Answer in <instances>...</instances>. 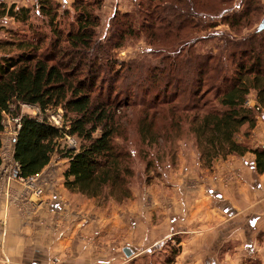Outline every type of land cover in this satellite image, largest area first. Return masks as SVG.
<instances>
[{
    "label": "trees",
    "instance_id": "1",
    "mask_svg": "<svg viewBox=\"0 0 264 264\" xmlns=\"http://www.w3.org/2000/svg\"><path fill=\"white\" fill-rule=\"evenodd\" d=\"M154 1L141 3L131 20L127 14L114 15L108 45H100L96 37L98 0H73L69 9L55 0H36L30 8L0 3V20L22 26L7 30L0 40V133L4 116L19 115L22 105L63 113L61 127L20 117L13 146L18 177L39 175L58 155L67 161L62 176L69 193L127 199L135 151L116 139L127 134L135 116V135L147 154L162 141L185 135L207 170L218 159L251 154L256 173L264 174V147L254 149L249 142L256 112L245 104L253 92L256 106L264 109V31H257L264 13L259 0H241L238 10H233V0ZM217 20L237 36L218 38L216 53H199L196 45L203 38L195 34L216 27ZM256 23L252 33L240 36ZM137 24V35L162 58L143 75L139 62L121 69L126 76H111L110 51L119 50L127 35H135ZM161 30L167 46L160 45ZM133 72L138 74L129 86L140 88L135 92L121 83ZM67 137L79 141L77 150L62 147ZM174 240L175 246L167 242L164 252L150 253L160 256L155 264H176L181 249L179 239ZM145 259H133V264H145Z\"/></svg>",
    "mask_w": 264,
    "mask_h": 264
},
{
    "label": "crops",
    "instance_id": "2",
    "mask_svg": "<svg viewBox=\"0 0 264 264\" xmlns=\"http://www.w3.org/2000/svg\"><path fill=\"white\" fill-rule=\"evenodd\" d=\"M256 120L249 140L254 149L264 147V111ZM200 173H185V248L179 264H264V174L256 173L254 156L218 159ZM44 191L36 205L17 179L0 180V264H126L129 259L120 257L126 247L146 252L140 241L131 247L126 238V229L129 236L141 232L140 211L134 210L133 218L129 208L104 216L93 208L96 199L69 193L63 185Z\"/></svg>",
    "mask_w": 264,
    "mask_h": 264
},
{
    "label": "rangeland",
    "instance_id": "3",
    "mask_svg": "<svg viewBox=\"0 0 264 264\" xmlns=\"http://www.w3.org/2000/svg\"><path fill=\"white\" fill-rule=\"evenodd\" d=\"M36 0H0V3L10 7L15 5L17 8L26 7L30 8L35 4ZM62 5L63 8L69 9L73 0H55ZM101 2L99 10L96 11V14L99 17L100 24L96 30V37L100 45H108L110 43L111 33L113 32V27L110 28L111 20L114 15H129L130 20L135 18L139 12V6L141 3H146V0H98ZM233 10L241 9L240 6L241 0H233ZM155 4L156 1L153 0ZM259 7H261L262 13H264V0H259ZM143 16V15H142ZM145 19V16H143ZM35 19V18H34ZM138 21V23H140ZM216 27L210 28L209 30L199 32L195 34V37L198 39L203 38V42L197 44L196 49L199 53H204L211 50L213 53L217 52L218 45L220 42L218 38H222L223 35L236 37L237 35L230 31L228 27L224 24H219L218 20L215 22ZM258 23V22H257ZM257 23L251 28H245L241 31L240 36L245 37L247 34L252 33ZM18 28L22 29V26L16 24L14 21L8 18L0 20V40H3L7 37V30H16ZM139 25L135 29L136 33L127 35L125 41L119 50H111V62L114 64V70L111 74L120 73L122 75L121 69L125 65L141 64L144 66L140 69V74L143 75L146 68L151 66H156L162 56L160 52H157L158 49L155 46H149L144 39V36L137 35ZM130 30V27H129ZM162 35V36H161ZM161 46H167L169 42H166V33L161 30L159 35ZM206 39V40H205ZM155 49L153 53L149 51ZM110 72V70H107ZM137 72H133L134 76H128L130 79L124 83L126 87H131L132 90L135 86H129L133 83ZM119 76V74H118ZM126 76V74L122 75ZM120 81L116 83L115 87H119L121 84ZM149 84L144 83V87ZM106 87V86H105ZM137 96V94H133ZM247 107L256 106L255 94L252 92L247 98ZM258 107V106H256ZM262 113V110L260 109ZM140 112V109L135 111ZM19 117L28 116L31 118L46 119L54 127L62 126V111L61 109L48 110L46 113H42L37 107H28L21 106L18 112ZM259 114V113H258ZM255 113V115H258ZM135 116V115H133ZM139 116V113H138ZM130 118V117H129ZM132 118V117H131ZM10 119L9 115L5 116V120ZM131 124L128 127L127 134H123L121 137L116 139V142L120 145H127L128 149L135 151L134 156L131 158L132 162V178L129 182V195L125 200H118V198L111 197L107 200H97L93 204L95 211L100 212L102 215L107 216L111 214H116L118 209H130V218L135 216L134 210L140 211V231H137V237H134L133 231L128 235L129 230L126 229V238L129 239L127 243H131V247L136 246L141 242V245L147 249L146 252H140V248L136 247V251H132V257L128 258L129 261L126 264H133V259H137V263H140V259L146 258L143 260L145 264H155L158 261L159 255L151 257L153 254L165 251V244L171 241L170 246H175L176 241L174 238H178L180 241V253L176 259V264L181 262V253L182 249L185 248V173L189 171H194V175L201 177L200 171L207 170L202 167L197 151L193 145L192 140L185 139V135L181 136L180 139H169L167 141H162L158 147L150 151V154H147L146 149L140 145L137 135H135L136 129V116L133 120L131 119ZM7 121H5V124ZM14 129L16 125L13 122H9L8 127L6 128V133H0V155L4 159V165L12 163V140L15 137ZM16 131V130H15ZM252 132V131H251ZM252 135H250L251 137ZM250 140V138H249ZM62 147L66 146L71 149H78L79 141L74 137H67L60 143ZM142 151V152H139ZM145 154L148 156L146 157ZM149 162L153 163V166H149ZM14 166V164H13ZM46 178L42 180L41 173L34 178L37 179L38 187L44 190L55 191L58 187L63 185V172L67 168V161L59 158L58 155H54L51 158L49 165L46 167ZM44 170V171H45ZM187 170V171H185ZM210 170V169H209ZM24 185L25 194H29L27 181L24 182L18 181ZM53 193V192H52ZM44 194V193H43ZM65 205L67 203L63 202ZM136 206V207H135ZM135 207V208H134ZM117 215V214H116ZM132 219H130L131 221ZM168 224V225H167ZM138 227V228H139ZM116 228L109 230L108 235H110V243L113 244L114 240L117 238ZM183 229V230H182ZM187 230V229H186ZM178 231H182L178 232ZM153 236L151 239L150 237ZM158 240V241H157ZM159 242L158 245H152L154 242ZM137 242V244L135 243ZM167 243V244H168ZM136 244V245H135ZM162 252V253H163ZM134 257V254H138ZM123 253L120 252V257H123ZM134 257V258H133ZM135 261V260H134ZM142 263V262H141Z\"/></svg>",
    "mask_w": 264,
    "mask_h": 264
},
{
    "label": "built area",
    "instance_id": "4",
    "mask_svg": "<svg viewBox=\"0 0 264 264\" xmlns=\"http://www.w3.org/2000/svg\"><path fill=\"white\" fill-rule=\"evenodd\" d=\"M247 105V102L245 103ZM23 106H27V105H23ZM30 107V106H28ZM254 109H255V112L258 114H260L261 110L259 107H256V106H252ZM264 111V110H262ZM6 116V115H5ZM5 116L3 118V131L1 133H6V128L8 127V124L9 122H13L15 123L16 125V129H14V135L16 137L17 135V132L20 128V125H19V121H20V117L19 116H10V119H6L5 120ZM39 120H42V119H39ZM5 121H7V123L5 124ZM16 130V131H15ZM15 137L13 138L12 140V147L14 146V141H15ZM13 150V149H12ZM12 163H8V164H3L4 163V159L1 157L0 155V180H2L3 178H15L17 179L18 181H21V182H24V180L27 181V187H28V190L30 191L31 195L34 196L35 198V201H36V205H40L42 204V196H43V191H42V188L38 187L37 185V179L34 178V177H31V178H28V179H22L20 177H18V171H19V168H18V165L13 161V152H12ZM14 164V166H13ZM58 260L55 259L53 261V263H57Z\"/></svg>",
    "mask_w": 264,
    "mask_h": 264
},
{
    "label": "water",
    "instance_id": "5",
    "mask_svg": "<svg viewBox=\"0 0 264 264\" xmlns=\"http://www.w3.org/2000/svg\"><path fill=\"white\" fill-rule=\"evenodd\" d=\"M258 32L264 31V19L261 20L260 24L257 27ZM123 254L125 255L126 258H131L132 257V252L129 248L123 249Z\"/></svg>",
    "mask_w": 264,
    "mask_h": 264
}]
</instances>
